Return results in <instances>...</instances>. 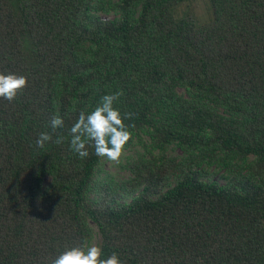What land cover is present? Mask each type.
Returning <instances> with one entry per match:
<instances>
[{
	"label": "trees",
	"instance_id": "1",
	"mask_svg": "<svg viewBox=\"0 0 264 264\" xmlns=\"http://www.w3.org/2000/svg\"><path fill=\"white\" fill-rule=\"evenodd\" d=\"M177 1L0 0V72L28 78L0 98V264H51L85 244L87 220L125 264H264V0H209L201 23L174 16ZM118 91L150 154L129 164L127 198L95 179L93 147L70 148L80 110Z\"/></svg>",
	"mask_w": 264,
	"mask_h": 264
},
{
	"label": "clouds",
	"instance_id": "2",
	"mask_svg": "<svg viewBox=\"0 0 264 264\" xmlns=\"http://www.w3.org/2000/svg\"><path fill=\"white\" fill-rule=\"evenodd\" d=\"M28 84L25 75L0 72V98L9 102L13 101L17 94ZM123 95L122 91L105 94L91 112L80 110L76 122L70 129V148L79 158L88 157V148L93 147L95 155L107 158L109 161L119 163L124 147L130 140L132 133L130 125L124 123L130 118V114L123 116L120 110L114 107V103ZM51 128L55 131L64 126V120L56 114L50 121ZM64 140L59 136L54 143L60 144ZM52 141L51 134L42 132L36 140L38 148H44L45 144ZM51 264H125L120 255L112 252L104 257L103 246L99 243L80 244L66 248Z\"/></svg>",
	"mask_w": 264,
	"mask_h": 264
},
{
	"label": "rangeland",
	"instance_id": "3",
	"mask_svg": "<svg viewBox=\"0 0 264 264\" xmlns=\"http://www.w3.org/2000/svg\"><path fill=\"white\" fill-rule=\"evenodd\" d=\"M97 13L104 17H111L113 15L111 10H98ZM172 13L174 16H190L194 22L201 23L211 17V5L209 0H179L173 5ZM148 145L147 133L145 131L139 130L136 133H132L130 140L124 147L119 163L109 161L106 157H100L99 165L94 173L95 179H100V181H103L111 188L118 189L120 193L119 197L126 196V192H124L126 190H123L125 189L123 185L129 184H126V180L131 175L129 164L137 162L138 158H149L150 154H147L146 151ZM151 149L153 151L152 154L157 152L154 148ZM162 151L164 155L174 160H179L183 156V152L174 144H167ZM191 165L202 169L209 178H216L218 181L223 180L220 175L226 172L224 164L219 159L207 157L203 154H198L196 161L192 162ZM243 165L244 160L235 161L232 168L243 173ZM86 222L89 224V233L85 243H98L99 235L95 226L89 220Z\"/></svg>",
	"mask_w": 264,
	"mask_h": 264
}]
</instances>
